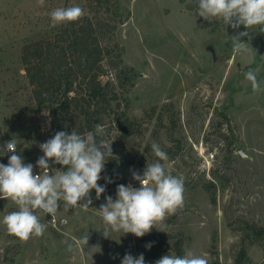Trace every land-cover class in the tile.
Returning <instances> with one entry per match:
<instances>
[{"label": "rangeland", "instance_id": "obj_1", "mask_svg": "<svg viewBox=\"0 0 264 264\" xmlns=\"http://www.w3.org/2000/svg\"><path fill=\"white\" fill-rule=\"evenodd\" d=\"M183 1L118 0V12L129 16L116 26L113 41L131 81L116 90L138 126L134 136L115 142L118 176L109 178L100 199L92 190L87 209L66 210L61 201L55 215L37 211L46 225L40 237L22 242L0 223V264H121L125 254H143L145 264H154L175 255L176 241L182 255L190 250L208 264H264V91L254 93L245 78L256 71L264 86V26L250 29V38H241L247 51L235 53L232 36L247 29L206 21L197 8L186 10L191 0ZM73 5L87 13L84 0H0V129L39 174L49 118L36 107L20 51L26 43L54 39L66 23L52 26L50 13ZM106 79L114 81L112 70ZM116 135L110 130L109 141ZM153 142L168 155L161 161L167 171L184 179V206L143 237L109 229L106 238L100 205L106 196L116 199L120 184L140 187L132 172L142 175L158 160ZM16 210L0 199V221ZM240 249L248 260H236Z\"/></svg>", "mask_w": 264, "mask_h": 264}, {"label": "clouds", "instance_id": "obj_2", "mask_svg": "<svg viewBox=\"0 0 264 264\" xmlns=\"http://www.w3.org/2000/svg\"><path fill=\"white\" fill-rule=\"evenodd\" d=\"M38 3L43 5L44 0H38ZM197 4V15L204 20H222L233 29H239L241 25L247 29L232 36L235 53L247 51V43L242 42L241 38H250V29L264 26V0H197ZM83 16L84 10L78 5L59 7L50 13L52 26L75 22ZM261 32H264V27H261ZM245 78L254 93L264 91L256 71L248 70ZM105 135L100 125L85 134L75 130L55 133L51 139L39 145L43 152V156L36 161L40 174H34L33 164L24 162L17 152L16 140L0 146V156L12 153L7 165L0 163V199L11 200L18 208L0 221L10 235L22 242L33 236L40 237L46 225L41 223L37 211L55 215L61 201L66 210L77 207L87 209L92 204V190H95L96 199H100L106 188L98 181L107 157L112 156L113 141L103 139ZM151 150L158 160L147 164L142 175L132 172V179L140 187L120 184L116 199L106 196V202L100 205L98 212L105 225L103 234L106 238H109V229L143 237L183 208V177L172 175L161 163L168 160V155L158 143L153 142ZM49 161L62 168L51 167ZM106 181L111 182L107 178ZM87 240L85 236L84 243L87 244ZM121 264H145V259L143 254L138 257L125 254ZM155 264H208V260L189 250L182 256L163 255Z\"/></svg>", "mask_w": 264, "mask_h": 264}, {"label": "trees", "instance_id": "obj_3", "mask_svg": "<svg viewBox=\"0 0 264 264\" xmlns=\"http://www.w3.org/2000/svg\"><path fill=\"white\" fill-rule=\"evenodd\" d=\"M84 1L87 13L80 20L61 26L54 39L24 44L20 62L36 107L47 111L48 140L59 131L75 130L85 134L100 125L106 132L103 139L109 141L110 130L117 133L111 145L114 152L115 142L134 136L138 129L120 106L116 90L131 81V69L123 65L121 48L113 41L116 26L123 23L129 12L126 17L118 12V0ZM185 8L187 11L198 8L197 0L187 2ZM109 70L114 72V81H102ZM4 144L0 129V146ZM6 157L0 156V163L7 165ZM107 159L98 181L103 186L107 185L106 178H117L113 166H121L115 156ZM49 164L62 168L51 161ZM257 232V235L263 234L262 229ZM174 248V254L182 256L181 241L174 242ZM153 257L158 259L157 254ZM241 258L248 260L244 249L239 250L236 260Z\"/></svg>", "mask_w": 264, "mask_h": 264}, {"label": "built area", "instance_id": "obj_4", "mask_svg": "<svg viewBox=\"0 0 264 264\" xmlns=\"http://www.w3.org/2000/svg\"><path fill=\"white\" fill-rule=\"evenodd\" d=\"M34 174H39V172H37V171H34Z\"/></svg>", "mask_w": 264, "mask_h": 264}]
</instances>
